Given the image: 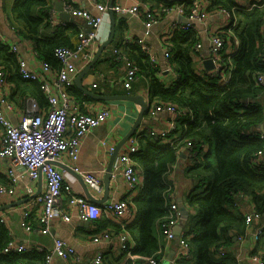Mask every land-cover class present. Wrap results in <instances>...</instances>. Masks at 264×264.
Returning <instances> with one entry per match:
<instances>
[{
	"label": "trees",
	"instance_id": "obj_1",
	"mask_svg": "<svg viewBox=\"0 0 264 264\" xmlns=\"http://www.w3.org/2000/svg\"><path fill=\"white\" fill-rule=\"evenodd\" d=\"M150 1L166 8L183 4L187 15L195 0ZM207 11H229L232 19L236 16L233 34L229 26L219 29L220 35L225 38V47L221 58L222 68L218 72L202 74L197 70L194 54L199 35L195 28H190L191 25L187 29L176 28L170 38L164 39L165 45L169 47L168 64L174 71L170 86L159 79V74L163 72L161 66L159 62L151 60L142 45L137 42H120L117 47L122 45V52L116 47L119 53L115 58L118 61L127 58L136 67L135 77L142 76L149 80L153 102H172L179 108H188L194 117L187 130L182 131V128L190 115L178 121L182 138L174 146L162 144L161 138H155L145 130L135 135L138 150L132 154V159L142 172L146 189L129 203L131 210L133 206L139 209L136 220L125 227L119 223L112 224L116 234H129L130 249L132 240L137 242L138 246L132 249L133 253L140 256L154 255L159 259L160 245L155 225L167 214L168 188L174 191L173 186L166 182L165 175L190 141L197 156L186 170L195 186L186 197L190 216L185 222L187 229L182 234L188 242L189 252L176 258L175 264H239L226 249L233 244V234L242 236L247 227L258 222L255 229L257 232L263 223L264 170L254 159L264 143V132L259 129V125L264 123V82L259 80V77L264 79V5L250 9L238 4L237 0H208ZM11 13L13 27L19 34L33 41L38 57L59 69L61 64L55 56V49L60 46L76 47L74 37L78 33L75 24L61 25L52 36H44V30L52 22V5L49 0H16ZM166 14L161 12L160 20ZM119 23L121 25L122 22ZM68 28L72 32H68ZM235 37L238 43H235ZM230 45L234 51L228 55L225 51ZM19 58L12 45L0 38V68L5 70L9 81V99L16 106H21L26 98L32 97L42 109H46L48 101L44 91L37 81L21 75ZM228 72V81L222 83L221 79ZM69 92L76 100L83 97L74 85ZM206 145L209 151H204ZM0 184H10L7 176L1 172ZM242 195L250 196L254 201L260 216L258 221L246 223L247 213L240 210ZM30 218H33L32 215ZM98 228H103L101 222ZM262 231L257 237L253 253L264 258V228ZM9 241L8 229L1 225V264L45 263V252L4 253L1 250ZM220 247L226 251L217 256ZM126 262L139 264L142 259Z\"/></svg>",
	"mask_w": 264,
	"mask_h": 264
},
{
	"label": "built area",
	"instance_id": "obj_2",
	"mask_svg": "<svg viewBox=\"0 0 264 264\" xmlns=\"http://www.w3.org/2000/svg\"><path fill=\"white\" fill-rule=\"evenodd\" d=\"M63 3L66 11L82 17L89 24L91 31L88 36L82 34L80 41L74 48L60 46L55 49V56L61 64L54 75L55 77L51 75L53 67L48 61L41 60L40 69L29 70L26 62L21 57L19 58L21 75L26 79L37 81L40 84L48 101L47 108L42 109L34 98L28 97L23 103L24 106L21 119L18 123H14L9 114L13 111L18 113V109L6 94L9 81L7 80L5 70L0 68V124L3 128V133L0 136V159L8 160L9 165L3 172L10 183L9 185L0 184V202L3 198L10 197L15 201L22 197V193L16 190L17 175L15 174V168L24 167L32 180L36 181L39 178H44L45 180V191L37 200L34 199L38 201L34 204V207H37L36 217L41 222L39 226L40 231L46 232L53 219L65 218L68 216L64 207V200L66 197L68 198L69 205L76 208V214L80 220L90 222L98 218L102 212H108L113 214L117 219V223L125 227L136 217L135 212L130 209L127 200L106 201L99 204L91 201L84 193L76 194L73 191V187L78 178L76 176L72 177V173L66 168L59 166V164L65 163L64 159L66 156L72 162L76 163L80 156L81 142L85 135L93 128L106 122L111 115V109L104 106L97 109L95 112H84L80 108V101L76 100L70 94L69 89L74 85L77 75L85 66L90 64L94 58L98 46L96 31L104 22L105 14L108 11L112 10L122 15H135L143 18L145 24L144 36L138 38L134 42L142 45L153 62H158V60L154 55L153 49L148 44L147 38L151 35L153 26L160 21L161 12L170 13L175 9L179 14L186 16L190 21H203L206 14L201 0L194 1L193 7L187 15L185 14L184 5L179 3L171 8H166L163 5L152 8L151 4L143 1L133 5H108L106 3L94 2L96 12L77 8L75 5L76 0H64ZM261 5H264V0H254L245 6L251 9ZM223 12L232 15L229 11ZM190 24L191 23L179 24L176 22L174 26L187 29ZM235 24L236 16L232 19L231 23L226 26H229V31L232 34V29ZM220 28H217L212 33V46L209 51V57L202 58L203 62L208 58L214 61V72H218L222 68L221 58L225 47V38L220 35ZM173 29L172 27L166 31L165 39L173 35ZM235 43H238L236 37ZM200 46L201 45L198 43L196 49H199ZM12 49L18 52L16 45H12ZM233 51L234 50L228 51L226 49L225 53L230 55ZM115 53H119L117 48L115 49ZM165 57L168 60L169 48L165 50ZM125 59L130 64V67L126 71L125 77H122V81L124 85L131 87V82L136 76V67L132 66L130 60L127 58ZM167 69L171 70L169 64ZM167 69H165V71ZM227 74H229V72ZM42 75H49L50 78L44 79ZM224 76L221 81L222 83L227 82L229 79ZM259 80L264 82L262 77H259ZM96 85L97 84L94 83V86ZM161 112H167L169 114L170 118L168 119L167 127H151L147 129V133L155 138H161L162 142L164 141L165 144L174 146L182 138V132L180 134L176 133L178 130V121L181 117L189 115L191 118H194L193 114L188 108H179L172 102H154L148 109V115L151 117ZM188 124L189 122L186 119L183 126L184 130L188 129ZM101 143L104 146H108L109 153H114V145H108L106 139L102 140ZM128 143V146L120 150L114 159L112 177L121 175L126 185L130 189H134L138 187L142 180L141 173L132 159V154L138 150L136 137L132 136L128 140ZM186 148L190 158L192 160L196 158L197 151L191 147L190 141L187 142ZM254 161L260 164L264 170V143L262 148L258 150ZM70 167L73 172L79 174L83 178L89 189L95 192L103 191V182L94 173L83 172L75 164ZM168 175L167 173L165 177H168ZM66 179H68L71 184L65 183ZM166 182L168 183L167 180ZM32 193L33 189L28 187L26 195L30 196ZM166 197L168 199L167 214L157 221L156 226L161 235L171 240L176 239L174 227L178 224L181 214L175 193L171 191L170 187L167 190ZM22 212L24 213V218L21 223L27 231L31 232L34 228L29 221L30 210L25 208ZM259 217L256 211L247 213L246 223L250 224L253 220L257 221ZM5 223L6 215L0 213V226ZM263 228L264 224L262 223L257 232L254 233L256 239L259 234L263 232ZM8 234L10 241L1 251L4 253H24L29 250L27 244L16 242L9 231ZM118 237L122 248L126 251L125 261L140 258L142 259V263L139 264H159V259L154 255L140 256L133 253V250L130 249L128 245L130 238L128 233H120ZM100 238L108 241L111 240V235L104 231L96 235L94 240L98 241ZM177 240L178 248L176 258H179L188 254L189 245L183 236H178ZM225 251L226 249L224 247H220L217 256L223 255ZM54 255H58L63 259H67L68 256H71L76 263L79 261L74 248L61 239H56L53 250L45 253L44 264H54ZM20 264L28 263L23 262ZM87 264H103V255H97ZM251 264H264V258L259 254L252 255Z\"/></svg>",
	"mask_w": 264,
	"mask_h": 264
},
{
	"label": "crops",
	"instance_id": "obj_3",
	"mask_svg": "<svg viewBox=\"0 0 264 264\" xmlns=\"http://www.w3.org/2000/svg\"><path fill=\"white\" fill-rule=\"evenodd\" d=\"M16 0H0V38L11 44L16 45L18 48L19 56L26 62L29 70L40 69V62L42 59L38 57L35 53L34 43L31 39H28L16 31L12 25V13L11 9ZM52 5V22L51 26L48 29L44 30V36H52L54 30L59 26H66L68 23L75 24V30L77 35L74 37V42L76 45L80 41L82 34H86V30L89 24L80 16L71 14L73 20L65 21L60 18V13L56 11V2L64 0H49ZM128 4L133 5L140 1H145L151 4V6H159L156 2L150 0H76V7L87 9L90 12H96L94 2H101L106 4ZM254 0H237V3L240 5H248ZM203 9L205 11L206 17L203 21H190L186 23H191L190 28H195L199 35L198 43L201 45L199 49H196V54H194L195 66L197 70L204 74L206 72H212L211 69L207 68L205 63L202 61V58L209 57V51L211 48V36L214 30L217 28L226 27L231 23V14L225 13L223 11L208 12L207 3L208 0H201ZM115 13L116 18V32L114 36V42L107 46V48L102 52L98 62L90 69V71L84 75L82 79V86L95 94L100 95H141L144 97L146 103L149 105L154 104L150 96V82L148 79L142 76L135 77L131 82V87L124 85L122 77H125L126 71L129 69L130 64L126 61L125 58H122L121 61H118L115 56V49L117 44L120 42L132 43L138 38L144 36L145 24L141 16L135 15H122L120 13ZM177 10L173 9L170 13H167L158 23H156L152 28L151 35L147 38L148 44L154 51V55L158 60L162 73L159 74V79H161L166 86L172 84V79L174 78V71L168 70V60L165 57V50L169 48L164 43L165 33L172 27L174 28L172 32L178 27L174 26L176 22L179 24H186L180 21V16ZM119 22H122L121 25ZM68 27V26H67ZM91 28V27H90ZM111 29V17L110 11L105 14L104 22L101 24L99 29L96 31L97 34V49L100 44L107 40L110 36ZM68 32H72L71 28H68ZM122 46V45H120ZM117 47L122 52V47ZM96 49V50H97ZM233 46L230 45L227 50H233ZM79 64V63H78ZM86 67V66H85ZM84 67V68H85ZM83 68V69H84ZM82 69V70H83ZM165 69H167L165 71ZM57 72L56 68L52 70V76L55 77ZM172 73V74H171ZM44 79L50 78L49 75H42ZM224 77L229 78V74ZM223 78L221 79V81ZM94 83L97 84L94 86ZM76 89L80 91L83 97L80 101V108L84 112H95L101 107H109L111 109V115L106 122L90 130L84 137L81 142V151L78 160L72 162L67 156L65 157V163L59 164L60 167L67 168L70 166L77 165L78 168L83 172H92L103 182V191L95 192L94 190L90 191L96 198L104 197V177L107 171L108 164L111 160L112 154L109 153L108 146L102 145L101 141L106 139L108 145H114L115 149L120 143V141L125 137V135L131 130L132 126L138 119V116L141 112L142 106L137 102L124 100V99H115V100H99L91 97L86 94L81 88L77 87L74 84ZM6 94L10 97L11 88H7ZM264 102V95L262 96ZM23 104V103H22ZM23 106H16L18 113L13 111L10 112V117L14 123H18L22 116ZM169 114L167 112H161L154 117L148 115V110L144 113L142 121L137 129V132L133 135L135 136L140 131H148V128H166L168 125ZM194 118L188 117V122L191 123ZM264 125V123H262ZM261 124L259 125V129ZM184 129L182 128V131ZM264 132V130H261ZM3 133V128L0 124V136ZM177 134L181 133V127H178L176 132ZM128 140L122 145L121 149H125L128 146ZM162 144L165 145L164 141ZM210 148L208 145L205 146L204 151H209ZM181 153H185L186 156L182 157ZM192 163L187 148L180 152L178 160L172 164L168 171V177L165 179L171 184L174 188V193L176 200L179 202V198H183V202L186 205L189 216L190 210L186 204V197L191 194L194 189V181L189 175H187V168ZM9 163L7 159H0V172L4 174L3 171L6 170ZM71 168V167H70ZM139 170V169H138ZM141 181L138 187L130 189L121 175L111 178L110 182V193L108 202L116 200H127L130 203V200L144 191L145 185L143 182V175L141 170ZM70 172V171H69ZM72 173V172H70ZM15 174L17 175L16 181V190L17 192L22 193V197L18 200H12L9 198H3L0 202V213L6 215L5 225L8 231L11 233L12 238L19 243H24L29 246L27 252L40 251V252H51L54 247V242L56 239L63 240L66 244L74 248L76 256L79 258V261L76 263L74 258L68 256L67 259H63L58 255H54V264H87L91 259L95 258L97 255H103V264H106L109 261H113L110 264H126L125 261V252L121 246L120 239L118 234L113 230L112 224L117 223V219L113 214L108 212H102L101 215L96 218L97 222L82 221L78 218L76 208L69 205L68 198L64 200V207L67 211L65 218L53 219L51 224L48 227L46 232L40 231L39 226L41 225L40 220L36 217L37 207H34V204L41 194L45 191V180L44 178H39L38 180H32L24 167H16ZM72 177L76 175L72 173ZM166 176V175H165ZM65 183L71 184V182L66 179ZM28 187L33 189V193L30 196L26 195V190ZM73 191L76 194H86L82 182L77 179L74 183ZM87 195V194H86ZM35 199V200H34ZM24 200L20 204L16 202ZM241 202V211L245 213H252L257 211V207L250 196L242 195L240 197ZM92 201V200H91ZM94 202V201H93ZM97 203V202H96ZM12 204V205H11ZM28 208L30 210L29 215H32V219L29 216V221L32 224L34 230L31 232L27 231L22 225V220L24 218V213L22 210ZM132 211L135 212L136 217L132 221L134 222L139 215V209L136 206L132 207ZM262 222L264 223V211L262 213ZM189 218V217H188ZM260 218V217H259ZM188 220V219H187ZM259 220V219H258ZM257 220V221H258ZM99 222L103 225V228L99 229ZM130 222V223H132ZM186 221L179 220L178 224L174 227V232L176 234V239H168L165 236L161 235L158 227L155 225V233L158 238L160 245V257L159 264H175L177 248H178V236H182L185 230ZM258 222H256V225ZM256 225L247 227V231L242 235L238 236L233 234V244L226 247L228 251L234 257L239 264H251V256L256 255L253 253L254 247L256 246L257 239L254 236ZM108 232L111 235V240H105L100 238L98 241L94 240V237L101 234L102 232ZM132 249L137 248V242L132 240ZM42 248V250H41ZM24 252V253H27ZM125 254V256H124ZM121 257L120 260H117ZM125 261V262H124ZM1 264V263H0Z\"/></svg>",
	"mask_w": 264,
	"mask_h": 264
},
{
	"label": "water",
	"instance_id": "obj_4",
	"mask_svg": "<svg viewBox=\"0 0 264 264\" xmlns=\"http://www.w3.org/2000/svg\"><path fill=\"white\" fill-rule=\"evenodd\" d=\"M169 1H179V0H169ZM113 1L111 2L110 5L112 4ZM56 11L60 13V18L65 20V21H72L73 18L71 16V13L66 11L64 9V3L62 1H57L56 2ZM110 17H111V29H110V36L107 40H105L104 42H102L99 46V48L96 51V54L93 58V60L90 62V64H88L76 77L75 79V83L77 87L81 88L84 92H86V94L90 95L93 98L99 99V100H115V99H124V100H130V101H134L137 102L138 104H140L142 106L141 112L138 116V119L136 120V122L134 123V125L132 126L131 130L125 135V137L120 141V143L118 144V146L116 147L114 153L112 154L111 160L108 164L107 167V171L105 174V177L103 179L104 181V185H105V194L103 198H96L92 192L90 191L88 185L84 182L83 178L73 172V170L70 167H67L66 169L72 173H74L76 175V177L82 182L85 192L87 194V196L89 197L90 200L97 202L99 204H102L106 201H108L109 198V193H110V182H111V178L113 175V162L115 157L117 156V154L119 153L122 145H124V143L129 140L136 132L137 129L142 121V117L144 115V113L149 109V105L146 103L145 99L143 96L141 95H130V94H122V95H100V94H95L93 92H91L90 90L84 88L82 86V79L84 77L85 74H87L90 69L98 62V60L100 59V56L102 54V52L107 48L108 45H110L113 41H114V36H115V32H116V18H115V13L110 10ZM180 21L181 22H190V20H188L186 18V16L180 15L179 16ZM91 31L90 26H88L87 30H86V36H88L89 32ZM205 65L207 68L211 69L212 67L214 68L215 64L214 61L210 58L206 59L204 61ZM261 130H264V125L261 124L260 126ZM182 157H185L186 154L185 153H181ZM24 200L18 201L16 202V204H20L21 202H23ZM179 209H180V219L181 221H186L189 217V211L186 207V205L183 202V198H179ZM12 205V204H11ZM5 207V206H4ZM4 207H1V209H3ZM87 224H89V222H87Z\"/></svg>",
	"mask_w": 264,
	"mask_h": 264
},
{
	"label": "rangeland",
	"instance_id": "obj_5",
	"mask_svg": "<svg viewBox=\"0 0 264 264\" xmlns=\"http://www.w3.org/2000/svg\"><path fill=\"white\" fill-rule=\"evenodd\" d=\"M99 63V62H98Z\"/></svg>",
	"mask_w": 264,
	"mask_h": 264
}]
</instances>
